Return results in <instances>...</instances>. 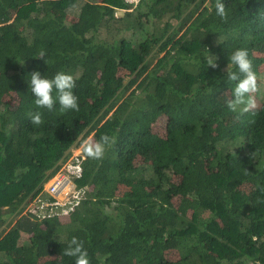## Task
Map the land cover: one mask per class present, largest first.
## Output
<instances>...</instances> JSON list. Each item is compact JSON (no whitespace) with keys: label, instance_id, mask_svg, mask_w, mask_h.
<instances>
[{"label":"trees","instance_id":"1","mask_svg":"<svg viewBox=\"0 0 264 264\" xmlns=\"http://www.w3.org/2000/svg\"><path fill=\"white\" fill-rule=\"evenodd\" d=\"M222 2L227 20L216 0H0V264H74L73 236L90 264H264V0ZM237 48L259 88L243 114L226 106ZM34 70L73 75L79 111L36 109ZM103 134L115 143L82 151L68 213H22Z\"/></svg>","mask_w":264,"mask_h":264},{"label":"clouds","instance_id":"2","mask_svg":"<svg viewBox=\"0 0 264 264\" xmlns=\"http://www.w3.org/2000/svg\"><path fill=\"white\" fill-rule=\"evenodd\" d=\"M216 15L222 20H227L228 12L222 0H216ZM45 52L41 50L38 59H43ZM217 58L209 54L206 60L207 66L213 69L219 67ZM231 65V67L229 66ZM228 81L235 82L231 97L226 101V106L232 112L239 114L246 113L255 108L254 94L259 90L257 74L253 69L252 61L246 48H237L228 57V64L223 70ZM29 84L34 97L36 109L54 110L56 103H59V112L68 110L79 111V104L74 89L76 79L73 75L63 71L56 72L52 78L41 75L39 71H32ZM55 91L56 95L53 96ZM243 106V107H241ZM31 123L39 126L43 121L41 111H30L28 113ZM81 143V142H80ZM115 139L108 134H103L99 140L86 139L82 142L81 148L88 158L102 159L106 148L111 147ZM63 255L74 258V264H90L89 254L84 247V241L76 236L71 237L67 246L63 249Z\"/></svg>","mask_w":264,"mask_h":264},{"label":"built area","instance_id":"3","mask_svg":"<svg viewBox=\"0 0 264 264\" xmlns=\"http://www.w3.org/2000/svg\"><path fill=\"white\" fill-rule=\"evenodd\" d=\"M125 1L133 4L137 2V0ZM76 146L72 147L67 159L59 164L55 173L43 184L42 192H39L29 201L27 211L37 212L42 216L68 213L80 201L84 189L75 187L73 177L81 173L84 155L82 149L77 151L78 147ZM44 191L45 195L42 194ZM64 191L66 192L63 198L57 197L58 194ZM34 200H37V208H41L38 211L31 206Z\"/></svg>","mask_w":264,"mask_h":264},{"label":"rangeland","instance_id":"4","mask_svg":"<svg viewBox=\"0 0 264 264\" xmlns=\"http://www.w3.org/2000/svg\"><path fill=\"white\" fill-rule=\"evenodd\" d=\"M75 10H76V8H75ZM74 9L73 10H71L72 12L73 11H75ZM124 11H123V9H118V10H116V13H117V15L116 16H121L122 14H124L123 13ZM121 25V23L120 22H118V21H116V22H114L110 27H109V30H108V32H110V33H117V29H118V26H120ZM104 32H106V29L105 28H102V33L104 34ZM102 34V35H103ZM260 77H261V81L264 83V73H262V76L260 75ZM163 122H164V119H161L160 121L158 120L157 121V125H162L163 124ZM90 137V135L88 136V137H86L84 140H86V139H88ZM83 140V141H84ZM82 141V142H83ZM82 142L81 143H79L76 147H78L77 149V151H81V144H82ZM67 159V158H66ZM65 192L66 191H64V192H61L60 194H58L59 196H57V197H59V198H63V196H65ZM45 202V201H44ZM44 202H42V203H44ZM28 206H29V202L27 203V205L24 207V209H23V211H22V213L23 212H25V211H27V208H28ZM31 206L32 207H34L37 211L38 210H40L41 208H37V200H34V201H32V204H31ZM112 208H110V207H108V210H111Z\"/></svg>","mask_w":264,"mask_h":264}]
</instances>
